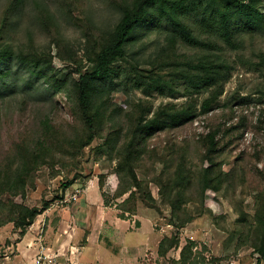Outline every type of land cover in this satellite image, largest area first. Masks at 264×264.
<instances>
[{"label":"trees","instance_id":"trees-1","mask_svg":"<svg viewBox=\"0 0 264 264\" xmlns=\"http://www.w3.org/2000/svg\"><path fill=\"white\" fill-rule=\"evenodd\" d=\"M24 1L6 0L0 12V99L12 90L5 80L12 75L11 69H2L1 65L16 61L30 77L41 80L52 96L63 94L73 122L72 130H68L44 115L34 134L23 135L0 153V226L12 223L24 234L52 201L27 206L15 198H25L27 190L35 188L40 168L53 167L64 156L78 162L83 150L99 140L101 143L93 150L114 162L118 177L113 198L127 195L120 203L119 217L132 214L136 200L157 211L161 205L167 207L168 224L175 232L160 240L158 255L165 257L170 250L179 249V230L195 216L189 203L197 204V215L205 210L216 219L222 214L213 213L211 203L218 206L215 199L226 198L237 186L245 185L243 173L238 170L241 156L229 171L223 170L229 160L232 135L241 130L243 123L226 127L220 120L211 121L209 131L198 141L201 154L196 170L189 166L182 147H150V141L159 134L191 125L197 117L211 118L209 113L223 95L236 63L224 49L239 50L245 36L264 35V0H107L119 10L120 17L105 30L97 28L83 13L81 0H54L81 29L84 43L80 56L63 38L50 8L35 1V19L48 37V45L42 48L29 40L24 49H14L7 40ZM146 28L164 34L166 43L146 62L139 63L129 57L127 45L135 40L136 32ZM180 44L205 53L193 58L179 50ZM54 59L71 70L55 67ZM127 88L141 90L145 96L166 90L171 97L179 94L186 99L155 108L146 98L129 99L124 107L113 98ZM254 159L264 161V151L256 152ZM157 165H161L158 171ZM254 170L257 194L250 206L252 214L238 211L235 248H252L258 256L256 264H260L264 260V165L258 168L254 163ZM137 171L149 181L139 179ZM102 179L100 176V188ZM150 182L158 187L159 201L152 196ZM73 183V179L66 181L62 190ZM195 248V242L187 240L179 258L172 259L171 264H199Z\"/></svg>","mask_w":264,"mask_h":264},{"label":"rangeland","instance_id":"rangeland-1","mask_svg":"<svg viewBox=\"0 0 264 264\" xmlns=\"http://www.w3.org/2000/svg\"><path fill=\"white\" fill-rule=\"evenodd\" d=\"M34 1L50 8L63 38L74 46L80 56L84 43L81 29L62 13L54 0H25L17 13V21L11 27L8 43L16 50L24 49L29 40L42 48L48 45V37L35 19ZM81 1L83 13L99 29H111L120 17L119 10L107 0ZM5 2L6 0H0V12ZM135 37V40L127 45V51L129 57L139 63L146 62L166 43L164 34L149 28L136 32ZM179 50L193 58L205 53L201 49L182 44L179 45ZM224 50L236 63L223 95L209 113L211 118L197 117L191 125L159 134L151 139L150 147L161 148L166 144H176L177 149L182 147L185 150L189 166L196 170L201 154L198 141L209 131L211 121L220 120L226 127L237 122L243 123L241 130L232 135V144L228 149L229 158L227 157L229 160L223 165V170L229 171L236 164L237 157L241 156L238 170L243 173L245 185L240 188L237 186L226 198L215 199L218 206L211 203L213 213L222 214L216 219L205 210L197 215L199 212L197 204L189 203V209L195 216L179 230L180 248L187 240L194 241L196 245L194 252L199 255V264H256L258 256L252 248L236 250L238 230L235 229V224L239 210L252 214L250 206L257 194L254 163L258 168L264 165L263 160L255 162L254 159L256 152L264 151V63L261 59L263 57L264 60V35L257 34L253 38L245 36L241 49ZM54 65L65 72L71 70L69 66H63L56 59ZM121 65L125 66L126 63L122 62ZM1 68L11 69L12 75L5 80L12 85V90L7 92L5 98L0 99V153L23 135L34 134L38 120L44 115L72 130L70 125L73 118L63 94L52 96L41 80H36L34 76L30 77L16 61L1 65ZM27 81L31 84L28 85ZM139 98L148 99L152 102L153 108L170 101L179 104L186 99L179 94L176 98L171 97L166 90L163 92L155 90L150 96H145L141 90L127 88L117 92L113 101L125 107L129 99ZM99 143H101L99 140H95L86 147L77 159L78 162L66 160L64 156V159H58V163L53 167L43 166L37 172L35 188L28 189L25 198H15L16 202L27 206H40L44 200L52 202L24 234L14 229L12 223L0 226V264H29V260L34 263L39 251L36 249L27 255L23 250L30 248L32 250L37 245L46 243L52 235H132L131 237L135 239L133 243L146 245L137 260L131 264H171L172 259L179 258L180 248L170 250L165 257L158 255L160 240L175 232V228L168 224L167 207L161 205L160 211H157L136 200L133 213L119 217L122 213L120 203L127 195L113 198L118 177L113 170L114 162L99 157L93 150ZM160 167L161 165H157V171ZM137 175L139 179L149 181V177L141 171H137ZM100 176H103L102 188L99 185ZM72 179L74 181L72 186L63 191L62 184ZM244 187L245 190L241 193ZM76 188L80 189V193H76ZM149 188L152 196L159 201L157 185L150 182ZM211 197L209 196L210 200ZM21 235H32L29 244ZM17 254L19 257L14 258ZM56 259L58 257L54 256L50 262L45 261L43 264L68 262L66 260L59 262ZM260 264H264V260Z\"/></svg>","mask_w":264,"mask_h":264},{"label":"crops","instance_id":"crops-1","mask_svg":"<svg viewBox=\"0 0 264 264\" xmlns=\"http://www.w3.org/2000/svg\"><path fill=\"white\" fill-rule=\"evenodd\" d=\"M132 235H52L46 243L22 252L30 255L43 247L45 254L67 264H131L142 253L146 243H133ZM29 244L32 235H24ZM25 243V242H24ZM9 248V247H8ZM21 250V249H20ZM15 255L14 258H18ZM33 261L29 260V264ZM25 264V263H24ZM59 264V263H57Z\"/></svg>","mask_w":264,"mask_h":264},{"label":"built area","instance_id":"built-area-1","mask_svg":"<svg viewBox=\"0 0 264 264\" xmlns=\"http://www.w3.org/2000/svg\"><path fill=\"white\" fill-rule=\"evenodd\" d=\"M76 193H80V189H75ZM52 260V257L49 254H45L43 251V247L40 246L39 253L37 254L36 260L33 264H43V262H50Z\"/></svg>","mask_w":264,"mask_h":264}]
</instances>
